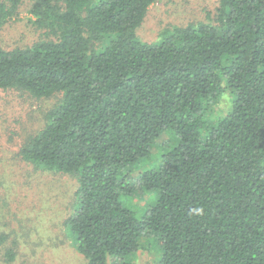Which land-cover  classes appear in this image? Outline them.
I'll return each mask as SVG.
<instances>
[{"label":"trees","instance_id":"trees-1","mask_svg":"<svg viewBox=\"0 0 264 264\" xmlns=\"http://www.w3.org/2000/svg\"><path fill=\"white\" fill-rule=\"evenodd\" d=\"M156 1H34L43 39L0 47V91L61 93L62 102L19 155L77 178L65 225L87 264H133L145 232L158 264H264V0H219L214 23L174 28L151 45L136 32ZM21 3L0 1V25ZM224 88L229 111L207 119ZM165 131L176 144L162 168L140 174L154 203L137 218L125 178Z\"/></svg>","mask_w":264,"mask_h":264},{"label":"rangeland","instance_id":"rangeland-1","mask_svg":"<svg viewBox=\"0 0 264 264\" xmlns=\"http://www.w3.org/2000/svg\"><path fill=\"white\" fill-rule=\"evenodd\" d=\"M1 1V0H0ZM35 0H22L10 20L0 25V47L26 48L43 39L30 13ZM219 0H157L137 29L138 41L158 44L167 32L190 24L214 23ZM224 87V86H223ZM62 102V94L36 98L16 90L0 91V264H87L74 249L65 222L78 208L77 178L48 172L25 162L20 148L46 124L47 115ZM231 96L224 88L206 108L207 119L215 120L230 109ZM176 140L165 131L150 146V158L130 167L125 183L135 193L123 198L126 206L142 218L154 197L142 187L139 176L149 169L164 166L162 155ZM154 237L145 232L133 264H158L161 250ZM14 254L6 260L5 252ZM107 264H123L108 258Z\"/></svg>","mask_w":264,"mask_h":264}]
</instances>
